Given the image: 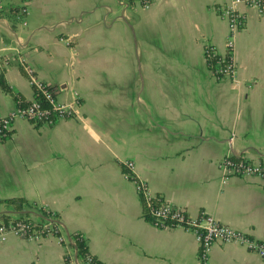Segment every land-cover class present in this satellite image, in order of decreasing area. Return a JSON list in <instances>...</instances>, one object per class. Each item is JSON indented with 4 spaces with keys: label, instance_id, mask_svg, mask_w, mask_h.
I'll list each match as a JSON object with an SVG mask.
<instances>
[{
    "label": "crops",
    "instance_id": "1",
    "mask_svg": "<svg viewBox=\"0 0 264 264\" xmlns=\"http://www.w3.org/2000/svg\"><path fill=\"white\" fill-rule=\"evenodd\" d=\"M232 1L153 0L146 10L118 0H30L23 21L0 17V78L34 100L21 57L58 101L80 98L76 117L52 126L17 119L0 143V216L53 220L65 238L11 236L0 264H89L72 235L100 264H199L195 234L144 218L127 161L164 201L264 242V178L223 185L219 168L227 157L264 158V16L237 7L246 16L233 54L238 85L216 78L205 57L207 45L225 53L222 11ZM16 107L0 85V118ZM11 199L27 205L19 211L4 203ZM209 263L264 259L216 243Z\"/></svg>",
    "mask_w": 264,
    "mask_h": 264
},
{
    "label": "built area",
    "instance_id": "2",
    "mask_svg": "<svg viewBox=\"0 0 264 264\" xmlns=\"http://www.w3.org/2000/svg\"><path fill=\"white\" fill-rule=\"evenodd\" d=\"M8 0H0V11L4 8ZM120 3L140 5L144 9H149L153 0H118ZM243 5L254 10L259 16H264V0H233L222 11L223 17L228 22L229 32L225 44V53L221 54L210 45L205 47L206 59L213 56L218 57L216 63L211 65L213 74L218 79L232 78L236 80L237 66L234 59V49L236 39L246 23V16L237 9ZM28 13L26 6L21 8V17ZM23 16V18H22ZM25 25V22H23ZM24 72L28 76L31 86L41 93L48 102V106H43L38 100H32L25 107L17 106L10 114L1 117L3 129L10 132L12 124L17 119L27 120L33 124H43L47 126L55 125L58 121L72 119L77 116V108L80 105V98L75 96L72 102L58 101L48 86L37 78L33 67L24 58H18ZM6 63L9 59L7 58ZM124 175L136 185L139 198L143 206L144 218L160 228H180L195 234L199 245V264H210L209 255L214 244H238L247 250L256 253L264 259V242L257 241L254 237L223 225L217 219L205 212L199 216H190L184 208L174 206L162 198L158 197L149 185L134 176L135 164L132 161L124 163ZM221 171V182L227 184L230 179L235 177H258L264 178V158L252 161L244 158L227 157L219 163ZM0 216V244L5 243L11 236L27 239L40 240L47 236H53L60 242L65 238L60 233V227L53 220L38 223L29 218L5 215ZM51 219H54L53 217ZM93 258L89 255L87 262L91 264Z\"/></svg>",
    "mask_w": 264,
    "mask_h": 264
},
{
    "label": "trees",
    "instance_id": "3",
    "mask_svg": "<svg viewBox=\"0 0 264 264\" xmlns=\"http://www.w3.org/2000/svg\"><path fill=\"white\" fill-rule=\"evenodd\" d=\"M30 0H22V2L24 3L23 6H26V3H28ZM15 7L12 5H7L5 6L1 11H0V17H8L13 24L17 23V16H20L21 13V8L23 7ZM218 60V57L213 56L211 58L206 59L207 64L209 67H211V65L213 66L214 63H216ZM0 85L1 87L5 90V92L9 93L12 95V97L14 98V100L17 103V106L20 107H25L28 104L31 103V101H26L24 99V97L15 92L6 82L4 76H2L0 78ZM48 89L50 92H52L54 90V88H51L50 86H48ZM35 90V100H38L43 106H48V102L45 99V97L39 93L36 89ZM10 135V132H6L3 129V121L0 118V143L5 142L8 137ZM4 203L13 206L14 208H16L17 210H22L24 208V206L27 205L26 201L23 199H11V200H7L4 201ZM57 215L54 216V218H56ZM2 218H5L4 216H2ZM72 238H74V240L76 241L77 244V254H78V258L81 261H87V258L89 257V249L85 243V241L83 240L81 235H72ZM69 260V259H68ZM91 264H100L96 261V259L93 258V261Z\"/></svg>",
    "mask_w": 264,
    "mask_h": 264
}]
</instances>
